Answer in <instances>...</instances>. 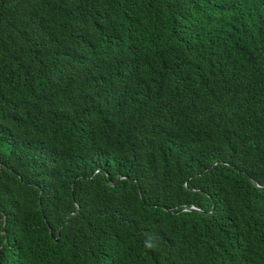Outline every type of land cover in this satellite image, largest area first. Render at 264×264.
Returning a JSON list of instances; mask_svg holds the SVG:
<instances>
[{
  "label": "trees",
  "instance_id": "trees-1",
  "mask_svg": "<svg viewBox=\"0 0 264 264\" xmlns=\"http://www.w3.org/2000/svg\"><path fill=\"white\" fill-rule=\"evenodd\" d=\"M0 264H264V0H0Z\"/></svg>",
  "mask_w": 264,
  "mask_h": 264
},
{
  "label": "water",
  "instance_id": "water-1",
  "mask_svg": "<svg viewBox=\"0 0 264 264\" xmlns=\"http://www.w3.org/2000/svg\"><path fill=\"white\" fill-rule=\"evenodd\" d=\"M190 209H196V210H199L198 208H196V207H194V206H193V207H191Z\"/></svg>",
  "mask_w": 264,
  "mask_h": 264
}]
</instances>
